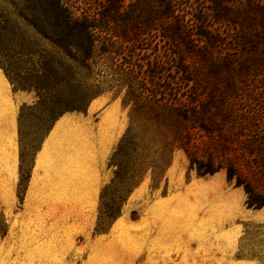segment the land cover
<instances>
[{"label":"trees","instance_id":"trees-1","mask_svg":"<svg viewBox=\"0 0 264 264\" xmlns=\"http://www.w3.org/2000/svg\"><path fill=\"white\" fill-rule=\"evenodd\" d=\"M123 1L0 0V69L36 93L44 130L105 94L129 108L97 232L146 176L158 188L177 151L263 208L264 0Z\"/></svg>","mask_w":264,"mask_h":264},{"label":"rangeland","instance_id":"rangeland-1","mask_svg":"<svg viewBox=\"0 0 264 264\" xmlns=\"http://www.w3.org/2000/svg\"><path fill=\"white\" fill-rule=\"evenodd\" d=\"M6 81L0 264H264V207L248 209L243 190L223 171L200 179L188 173L181 151L157 189L146 176L119 216L97 232L100 192L113 178L109 161L129 108L105 94L44 130L36 93ZM256 92L252 104L261 107L264 92Z\"/></svg>","mask_w":264,"mask_h":264},{"label":"crops","instance_id":"crops-1","mask_svg":"<svg viewBox=\"0 0 264 264\" xmlns=\"http://www.w3.org/2000/svg\"><path fill=\"white\" fill-rule=\"evenodd\" d=\"M10 95H11L10 87H9L4 75L0 71V105H5V104L7 105V99H8V96L10 97ZM114 110L115 109L110 108V110L109 109L106 110V113H109L110 111L113 112ZM59 120H61V118ZM59 120L56 121V124L59 123ZM67 121H71V119L67 120Z\"/></svg>","mask_w":264,"mask_h":264}]
</instances>
